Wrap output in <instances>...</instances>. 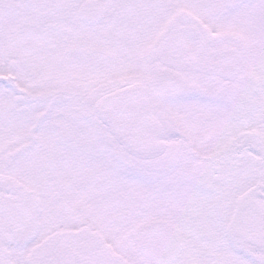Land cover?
Segmentation results:
<instances>
[{"label": "snow or ice", "instance_id": "1", "mask_svg": "<svg viewBox=\"0 0 264 264\" xmlns=\"http://www.w3.org/2000/svg\"><path fill=\"white\" fill-rule=\"evenodd\" d=\"M0 264H264V0H0Z\"/></svg>", "mask_w": 264, "mask_h": 264}]
</instances>
